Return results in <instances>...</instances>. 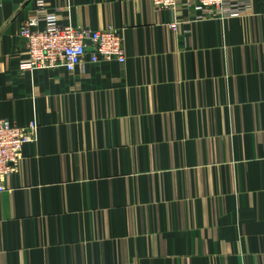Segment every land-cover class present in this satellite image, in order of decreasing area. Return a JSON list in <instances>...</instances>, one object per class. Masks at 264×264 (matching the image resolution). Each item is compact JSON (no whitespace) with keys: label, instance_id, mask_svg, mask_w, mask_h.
I'll return each mask as SVG.
<instances>
[{"label":"crops","instance_id":"crops-1","mask_svg":"<svg viewBox=\"0 0 264 264\" xmlns=\"http://www.w3.org/2000/svg\"><path fill=\"white\" fill-rule=\"evenodd\" d=\"M44 2L118 30L126 60L21 68L34 0H0V118L38 123L0 191V264H264L261 2L206 20L194 0Z\"/></svg>","mask_w":264,"mask_h":264},{"label":"built area","instance_id":"built-area-1","mask_svg":"<svg viewBox=\"0 0 264 264\" xmlns=\"http://www.w3.org/2000/svg\"><path fill=\"white\" fill-rule=\"evenodd\" d=\"M149 1L156 9L169 10L172 14L178 4V0ZM259 1L264 13V0ZM254 2L255 0H194V9L197 12L195 19L243 16L253 11ZM34 5V15L25 20L18 32L28 54V61L22 63L21 68L38 71L61 67L68 72L74 71L82 64L88 45L93 48L89 57L91 63L102 60L125 62L122 36L118 30L108 27L98 31L74 27L70 23L62 24L57 20V11L49 10L44 0H34ZM168 27L173 32H178V20L173 17ZM37 129L38 123L35 119L24 126H16L0 118V191L5 189V176L21 159L23 146L36 140Z\"/></svg>","mask_w":264,"mask_h":264}]
</instances>
